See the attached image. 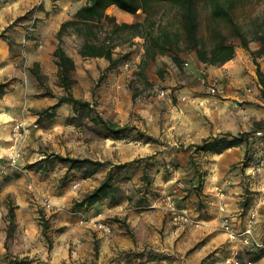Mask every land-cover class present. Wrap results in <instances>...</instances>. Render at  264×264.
<instances>
[{
	"label": "crops",
	"instance_id": "1",
	"mask_svg": "<svg viewBox=\"0 0 264 264\" xmlns=\"http://www.w3.org/2000/svg\"><path fill=\"white\" fill-rule=\"evenodd\" d=\"M65 2L70 1L0 0V33L6 30V38H0V84L8 83L0 97V166L7 160L13 125L24 120L40 126L22 144L19 174L8 180L0 177V264L21 261L23 264H213L223 260L234 246L221 229V219L228 217L236 230L242 232L251 211L255 214V240L264 223V168L255 176H250L249 170L250 165L264 159V135L260 138L254 135L257 123L264 133V99L251 53L236 47L233 59L221 66L205 67L206 78L221 85L223 95H210L197 75H193L197 71L192 67L187 74L193 78L186 86L174 87L175 79L168 82L172 96L150 97L145 108L133 107L138 108L139 121L129 119V115L114 120L104 117L115 123L122 120L124 124L132 120L137 135L130 142L92 137L87 147H79L80 141H84L80 132L76 136L81 140L72 149L70 126L66 125L67 118L75 117L72 107L65 104L57 108L54 118L45 119L50 121V127L44 130L41 127L45 120L32 113L56 102V98L35 95L48 87L46 78L58 82L53 52L63 20L56 28L53 20L65 14ZM30 10L39 23L49 19L45 22L47 29L41 26L31 35L29 18L13 25ZM50 29L55 36L50 34ZM42 38L49 42L37 46ZM64 51L75 62L71 73L75 80L72 95L91 102V82L77 70L81 57L77 51ZM33 67L43 76L42 84L32 74ZM260 69L264 72V66ZM81 87L87 88L82 98L77 96ZM182 96L184 101L180 100ZM87 125L92 126L89 122ZM224 133L235 136L247 133L251 144L232 146L219 153L193 152L194 146L204 139L221 137ZM57 140L59 145L55 143ZM42 146L49 147L40 149ZM51 153L110 164L86 178L79 171L66 172V166L57 162L47 171L24 168ZM146 158H149L146 170L151 185L149 193H142L139 188ZM136 160L140 162L122 172L115 171L116 184L122 192L117 203L105 199L87 209L73 206L97 187L115 165ZM199 176L201 187L195 190ZM75 183L77 189L72 188ZM176 184L182 186L176 196L178 204L200 220L199 227L174 226L168 221L163 200ZM218 190L223 192V197ZM248 198L250 204L245 210ZM46 201L61 209L54 213L46 211L43 207ZM10 205L14 206L16 228L7 239L5 216ZM221 206L223 212L219 210ZM97 215L107 218L111 232L104 233L78 222L81 216ZM41 216L48 225L45 234ZM236 245L240 249V263L246 264L250 260L243 256L252 252L253 246ZM253 263L264 264V257Z\"/></svg>",
	"mask_w": 264,
	"mask_h": 264
},
{
	"label": "trees",
	"instance_id": "2",
	"mask_svg": "<svg viewBox=\"0 0 264 264\" xmlns=\"http://www.w3.org/2000/svg\"><path fill=\"white\" fill-rule=\"evenodd\" d=\"M51 1L57 2L61 0ZM205 2L206 6L208 5L210 7L214 17L222 16L229 19L228 11L232 7L234 0H205ZM157 4H168L170 7L175 8L178 21L182 26V33H171L163 29L159 35H153L150 28L154 26L153 23H149V19L151 10ZM111 6H115L124 13L131 15H135L137 11L141 10V12L145 14V17L142 22L117 23L115 18L109 16L106 12ZM102 21H106L110 27L105 28L104 25L101 24ZM197 21V0H86L85 3L76 10L73 19L63 22L56 33L57 44L53 52V57L58 67V86L63 89L64 95L56 97L47 89L48 91H46L45 94L52 98H56V102L51 106L36 111L37 116L39 118L51 120L55 117V110L57 108L68 104L72 107L75 118L87 120L92 124L91 127L97 130L98 135L102 138H119L124 135L128 129V127L120 126L111 120L105 119L99 113H96L91 102L76 99L72 95L71 89L75 80L72 78L71 73L75 69V62L67 56L63 49V36L69 27L73 28L77 36L83 38V42L78 50V54L81 58H103L109 62L110 67L121 63L128 56V54H125L116 59L113 57V50L115 48L113 41L115 39L123 43L130 41L134 37L143 38L144 57L141 63L142 65H146L149 60H153L157 55L169 53L173 62L179 66L181 59L177 55V52L180 45L183 44V49L193 52L200 63L208 66H221L234 58L236 46L231 43L229 39L236 38L240 42V47L250 52L253 57L256 66V76L261 86V98L264 99V72L261 71L260 65L256 62L257 57L264 55V15H262L260 22L253 31L252 39H248L238 26H233L230 35H223L218 32L215 35V42L209 48H206L203 38L198 37L196 34ZM102 30H106V35L102 40H99L97 34ZM4 32L0 33L1 39L6 38ZM251 40H256L260 47L256 50H252L249 46ZM31 72L36 77L39 84H42L44 78L38 68L33 67ZM7 86L8 83L0 84V97L4 94ZM255 126L258 127L256 130H260L261 124L257 123ZM249 136L250 135L247 133L236 136L230 133H224L221 137H209L204 139L201 144L194 146L193 152L211 151L219 153L227 148L241 144H245L246 147H249L251 144L248 141ZM144 160L147 162L143 169V175L141 177L142 185L139 188V192L149 193V186L151 185L150 176L147 171L149 158ZM56 162L65 165L66 172H82L84 178L93 175L101 167L108 165L106 162L92 160L90 158L62 156L60 154L51 153L46 154L44 158L35 163L26 165L25 168L47 171V169ZM139 162V160H136L130 163L115 165L107 172L104 179L97 187L85 194L79 201H75L73 206L75 208L87 209L92 207L95 203L105 199H109L111 203H117L122 197V192L116 184V172H122L127 166ZM198 178L199 180L194 187L195 190H199L201 187L200 176ZM40 219L42 231L45 234L48 225L45 219H43V216H41ZM5 220L7 222L6 233L8 239L13 236L16 228L14 206H9ZM138 256H143V254H139ZM261 257H264V251H262V249L255 253L252 261H258ZM14 264H23V262H15Z\"/></svg>",
	"mask_w": 264,
	"mask_h": 264
},
{
	"label": "rangeland",
	"instance_id": "3",
	"mask_svg": "<svg viewBox=\"0 0 264 264\" xmlns=\"http://www.w3.org/2000/svg\"><path fill=\"white\" fill-rule=\"evenodd\" d=\"M69 1L70 2L68 3L65 2L66 4L64 5L65 14L53 20L55 24L54 28H56L57 25L60 24L59 22H61V20L65 22L73 19L76 10L80 6H82L86 0ZM33 10H30L23 17L17 19L13 23V25L18 24L24 22L25 19L29 18V27L31 28V32L29 33H31V35H33L32 33H35V30L41 26H43L42 28L44 30L47 29L48 25L45 24V22L49 21V19L47 18L45 19V21H43V23H39L32 16ZM197 10L198 21L196 34L198 37L203 38L206 48H209L215 42V35L218 32L222 33L223 35H230L233 26H238L241 31L245 33L248 39H252L253 31L256 29V25L260 22L262 15H264V0H234L232 7L228 11L229 19L222 16L214 17L212 15L210 7L208 5L206 6L205 0H197ZM107 11V14L111 17H114L117 23L142 22L145 17V14H143L141 10L137 11L135 15L124 13L117 7L107 9ZM150 14L151 15L149 23H153L154 26L150 29L154 36L159 35L163 29H166L171 33H182V26L178 21L177 11L175 10V8L170 7L168 4H157L153 7ZM101 24L104 25L105 28L110 27L106 21H102ZM52 25L53 24H51V26L49 25V27H52ZM50 34L55 36V32H53L52 29H50ZM105 35L106 30H102L97 34V37L99 40H102ZM39 39L40 38H38V40ZM45 41L49 42V40H43L42 38L37 46H46L43 43ZM229 41L236 47L240 48V42L238 41V39L233 38L229 39ZM82 42L83 38L75 35L72 27H69L67 32L63 36V48L70 53H73V51L78 52ZM113 42L115 44V48L113 50V57L115 59L119 58L121 55L128 54L126 59L121 63L110 67L107 60L95 58H78L77 62L78 73H81V75H83L89 82H91V93L93 96V98H91V103L93 104L94 111L105 118H111V120H114L117 116L129 115V119H135L139 121L140 114L138 112V108H145L148 105L150 97H166L160 96L159 93L162 90L168 91L171 89L172 86H169L168 82H171L173 79H175L176 86L174 87L180 88L181 86H186L188 82H190L191 78H193V75H197L199 81L201 78H206L204 69L205 67H208V65L202 66L193 52L183 49V44L180 45V48L177 52V55L181 59L180 65L177 66L173 62L172 57L169 53L165 55H157L153 60H149L146 65H142L141 63L144 57L143 38L134 37L130 41H126L123 43H121V41H119L118 39H115ZM249 46L253 50H256V47H260L259 43L256 40H251ZM256 62L260 66H264V55L257 57ZM24 65H27V63L24 62ZM192 67L197 71L196 74H187V71L192 69ZM45 83L46 85H48V87H43L41 89V93L36 94L35 97L51 98L49 95L45 94L46 91H48L47 89H49L52 94L54 93L56 96H60L59 94L64 95V91L61 87L58 86V82H52L48 77L46 78ZM201 86L203 85L201 84ZM85 90H87V88H79L77 96H81L82 98V96L85 95ZM37 91L39 92L40 89H37ZM167 95L172 96V93L169 92ZM44 105L45 104H43V107ZM134 106L138 108L135 109L133 108ZM36 111L37 110H34L32 113H36ZM71 111L73 112L72 108ZM41 119L42 121L45 120V118ZM115 121L117 123H120V125L128 127V129L124 133V135L119 137L122 139H112L124 140L122 142L126 143L130 142V140H132V138L137 135V129L135 128L136 124L133 123L132 120H129L126 124H124L122 120ZM45 123L46 124L41 127L42 130L50 127V121L45 120ZM87 123L88 121L85 119L82 120L75 117L67 118L66 125L70 126L69 133L71 134V137H69V140H71L72 142V149H75V144L81 139H84V141H80L79 147H87L88 144H90L89 142L91 141L92 137L103 139L98 135L97 130H94L91 126H88ZM37 126V128L32 129L31 134L34 132V130L40 128L39 125ZM59 126L60 125H57V129H59ZM255 128L258 127L255 126ZM80 132L82 134L81 139L79 138V136H76V134ZM57 138H59V136H57ZM55 143L57 145L60 144L59 140L55 141ZM48 147L49 146H42L40 149L45 148L47 150ZM105 162L107 164H110L109 161ZM18 164L15 167H11L7 164V160H5L0 166V177L4 180H8L9 177L18 175ZM249 204L250 203L248 198V200H246L244 204L245 210L248 208ZM259 230L260 231L257 233V238L255 237V240L264 241V223H262L261 229ZM260 249L264 251V247H253V251L243 256V258L250 260L252 264H254V261H252L253 256Z\"/></svg>",
	"mask_w": 264,
	"mask_h": 264
},
{
	"label": "built area",
	"instance_id": "4",
	"mask_svg": "<svg viewBox=\"0 0 264 264\" xmlns=\"http://www.w3.org/2000/svg\"><path fill=\"white\" fill-rule=\"evenodd\" d=\"M128 66V65H127ZM200 83L206 88L207 92L212 96H221L224 93V88L213 80L207 78H201ZM169 91L162 90L160 91V96H167ZM181 101L185 100V97H180ZM33 128H37V124H27L24 120L16 122L11 131V139L9 144V152L7 155V164L11 167L17 166L19 161L23 158L22 153V144L24 140L31 134ZM256 138L262 137L264 133L261 130H256L254 133ZM264 168V159H259L258 162L250 165L249 174L250 176H255L259 171ZM73 189L78 188V184L75 183L72 185ZM182 186L179 184L174 185L171 190L164 196V212L168 218V221L174 226H186L190 225L193 227L200 226V220L193 217L191 211L187 208L181 207L177 200L176 196L181 191ZM220 197H223V192L221 190L217 191ZM44 209L51 213H54L60 210V207L51 205L49 202H44ZM221 212L224 211V207L221 206L219 209ZM255 221V214L251 211L248 214L246 224L242 232H238L233 226L232 221L228 217H223L220 222L221 229L227 235L228 240L234 245L228 254L221 261H215L213 264H241L239 260L240 249L236 243H241L243 245H252L253 247H264V241H255L253 240V225ZM80 225H88L96 230H99L104 233L111 232L110 225L107 221V218L97 215L92 218L80 217ZM246 264H252L251 261H248Z\"/></svg>",
	"mask_w": 264,
	"mask_h": 264
}]
</instances>
